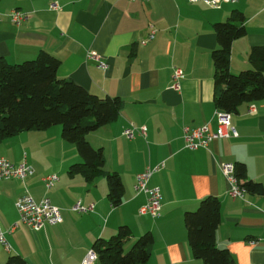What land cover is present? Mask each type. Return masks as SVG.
Wrapping results in <instances>:
<instances>
[{"label":"crops","instance_id":"0c3cea01","mask_svg":"<svg viewBox=\"0 0 264 264\" xmlns=\"http://www.w3.org/2000/svg\"><path fill=\"white\" fill-rule=\"evenodd\" d=\"M54 3L59 9L51 8ZM15 10L27 17L19 26L12 22ZM234 11L245 15L247 30L232 45L230 70L239 74L251 69V48L264 47V0L224 3L220 9L187 0H0V59L15 65L46 52L60 61V79L122 101L118 119L86 139L102 150L106 171L117 173L125 188L122 204L114 208L105 177L88 182L82 174H69L83 158L63 139L61 126L4 140L0 157L15 166L26 162L35 174L0 179V229L11 246L0 244V264L12 256L27 264H81L97 240L110 239L121 226L132 232L125 251L143 234H153L146 264H203L191 252L184 215L209 196L221 202L218 247L229 250L236 264H264V196L233 198L220 167L244 163L248 178L264 185V100L242 104L231 114L236 138L217 140L209 150H190L184 138L186 127L218 129L217 113L223 111L214 102L212 53L219 48L214 25ZM90 52L101 56L107 69L88 60ZM175 68L184 71L178 91ZM130 126L146 128V135L127 138L123 131ZM161 165L149 182L162 192L161 216L153 218L140 214L148 195L135 190L136 177ZM53 174L59 181L47 189L42 179ZM26 193L37 202L50 198L63 223L40 231L21 224L17 202ZM78 202L93 209L76 212Z\"/></svg>","mask_w":264,"mask_h":264},{"label":"trees","instance_id":"16d2710c","mask_svg":"<svg viewBox=\"0 0 264 264\" xmlns=\"http://www.w3.org/2000/svg\"><path fill=\"white\" fill-rule=\"evenodd\" d=\"M245 15L234 11L225 22L214 25L218 49L212 53L215 69L214 102L219 110L236 114L242 104L264 100V47H252L248 54L251 69L233 74L230 70L233 42L247 35ZM60 61L46 52L37 58L11 65L0 59V143L23 132L45 131L62 126L63 139L74 144L82 163L73 164L69 174H82L88 182L105 177L108 199L114 208L123 202L125 188L120 176L105 169L101 149H95L86 136L116 121L123 106L119 98H100L72 80L60 79ZM236 176L248 193L264 196V185L250 180L244 163H236ZM184 222L193 257L203 264H236L229 250L217 245L221 224V202L215 196L204 198L195 211L186 212ZM132 235L121 226L110 239H99L93 248L98 263L146 264L151 259L155 238L151 232L140 236L124 250ZM6 264H27L12 256Z\"/></svg>","mask_w":264,"mask_h":264},{"label":"built area","instance_id":"2783aa9c","mask_svg":"<svg viewBox=\"0 0 264 264\" xmlns=\"http://www.w3.org/2000/svg\"><path fill=\"white\" fill-rule=\"evenodd\" d=\"M135 1V0H131ZM151 1V0H146ZM190 4L204 3L206 6L212 9H220L222 4L230 3L236 4L239 0H187ZM52 9L57 10L59 6L54 3L51 6ZM12 22L19 26L25 20L24 15L15 10L11 13ZM155 30L150 33V40L154 38ZM95 53H89L88 60H93L98 64L99 68L107 69V65L102 62L101 56H93ZM184 78V71L181 68H175L173 72V89L180 90L181 81ZM251 112H255V107H251ZM218 129L212 131L208 124H205L199 128L186 127L184 132L186 148L190 150L198 149H210L213 142L220 139H229L238 137V133L231 125V114L228 112L217 113ZM147 129L137 128L130 126L125 129L124 134L129 139H134L137 135L145 136ZM161 166L138 174L136 177L135 190L137 192H143L148 195L147 203L140 209V214H149L153 218H159L162 212V192L158 187H150L149 182L152 175L158 171ZM221 170L231 185V195L235 199H244L248 191L241 186V181L236 176L235 163H222ZM35 174L33 168L26 162L15 166L5 158L0 157V179L3 180H25ZM42 181L47 189H51L59 181V177L56 174L45 176ZM17 208L20 215V223L24 224L35 231H40L46 226H56L63 223V215L61 209L54 205L50 198H44L40 202H37L28 193L19 198L17 202ZM93 209V206L86 207L78 202L73 207V210L79 213L89 212ZM16 226L11 228L13 231ZM251 246L258 244L257 241H250ZM0 244H2L6 250H10L5 233L0 229ZM81 264H98V255L94 248H91Z\"/></svg>","mask_w":264,"mask_h":264},{"label":"rangeland","instance_id":"374dc122","mask_svg":"<svg viewBox=\"0 0 264 264\" xmlns=\"http://www.w3.org/2000/svg\"><path fill=\"white\" fill-rule=\"evenodd\" d=\"M25 19L27 18L26 16L24 17ZM98 54H94L93 56L95 57V56H97ZM108 67V66H107ZM58 126H61V125H58ZM62 127V126H61ZM232 196V195H231Z\"/></svg>","mask_w":264,"mask_h":264},{"label":"bare ground","instance_id":"6f19581e","mask_svg":"<svg viewBox=\"0 0 264 264\" xmlns=\"http://www.w3.org/2000/svg\"><path fill=\"white\" fill-rule=\"evenodd\" d=\"M127 129V128H126ZM125 131V130H124ZM124 131H123V134H124ZM125 135V134H124Z\"/></svg>","mask_w":264,"mask_h":264}]
</instances>
